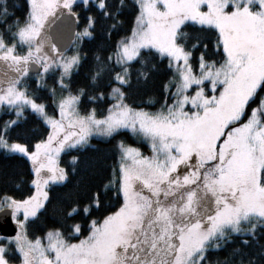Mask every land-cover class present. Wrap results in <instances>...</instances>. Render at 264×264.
I'll return each instance as SVG.
<instances>
[{"label": "snow or ice", "instance_id": "1", "mask_svg": "<svg viewBox=\"0 0 264 264\" xmlns=\"http://www.w3.org/2000/svg\"><path fill=\"white\" fill-rule=\"evenodd\" d=\"M0 264H264V0H0Z\"/></svg>", "mask_w": 264, "mask_h": 264}, {"label": "trees", "instance_id": "2", "mask_svg": "<svg viewBox=\"0 0 264 264\" xmlns=\"http://www.w3.org/2000/svg\"><path fill=\"white\" fill-rule=\"evenodd\" d=\"M19 2H21V0H18V3ZM121 34H123V33H121ZM82 79H83V73H81L80 76H77L75 78V80L77 82H81ZM49 83H51V81H49ZM159 91H160V84L158 83L156 85V88H155V92H156L157 95L159 94ZM87 107L88 108L95 107L97 109V113L99 114L101 112V110L106 109L107 105L106 104H103V103H99V104H96V105L89 104V105H87ZM50 111H51V109H50ZM83 111H84V108L82 107L81 108V113L82 114H83ZM4 118H7V117H4ZM34 119L35 118L33 117V120ZM39 130L43 131V128H40ZM45 135H46V132H45ZM118 139H120V138H118ZM124 139H125V142L126 143L133 144L134 146H139V144L138 143H135L133 141V139H131V138L125 137ZM91 143L93 145H96L98 148L101 149L102 154L103 155H106L108 157L107 164L108 165H111L112 162H113V153L111 151L112 144L106 143L103 138H93L91 140ZM147 150L148 149L146 147L145 148H142V151H144V152H146ZM73 154H75V153H73ZM70 159H71V157L69 155H66L64 153H61L60 166L63 167V168H65L66 170H70V168H71V165L69 164ZM17 168L24 175V178L25 179H29V177H30V171H29L30 165L25 166L24 163H17ZM107 174L108 175H111V169L110 168H109ZM17 184H19L18 181H17ZM54 187L56 188V191H58V192L62 190V186H60V185H57V186H54ZM21 188H22V191H23V193L25 195L29 194L30 191H34V188H30L29 185L21 186ZM17 194L19 195V193H17Z\"/></svg>", "mask_w": 264, "mask_h": 264}, {"label": "rangeland", "instance_id": "3", "mask_svg": "<svg viewBox=\"0 0 264 264\" xmlns=\"http://www.w3.org/2000/svg\"><path fill=\"white\" fill-rule=\"evenodd\" d=\"M66 54H70V48H69V51L66 52ZM46 93H42V95H45ZM145 154H148V150L145 152ZM35 190V189H34Z\"/></svg>", "mask_w": 264, "mask_h": 264}, {"label": "water", "instance_id": "4", "mask_svg": "<svg viewBox=\"0 0 264 264\" xmlns=\"http://www.w3.org/2000/svg\"><path fill=\"white\" fill-rule=\"evenodd\" d=\"M65 42H67V40L65 39Z\"/></svg>", "mask_w": 264, "mask_h": 264}]
</instances>
